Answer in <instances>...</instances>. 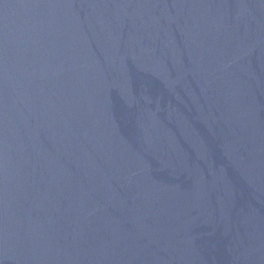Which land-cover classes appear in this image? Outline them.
Here are the masks:
<instances>
[{
    "label": "water",
    "instance_id": "1",
    "mask_svg": "<svg viewBox=\"0 0 264 264\" xmlns=\"http://www.w3.org/2000/svg\"><path fill=\"white\" fill-rule=\"evenodd\" d=\"M0 264H264V0H0Z\"/></svg>",
    "mask_w": 264,
    "mask_h": 264
}]
</instances>
